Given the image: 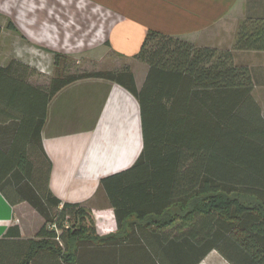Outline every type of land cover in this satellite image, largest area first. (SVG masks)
I'll return each instance as SVG.
<instances>
[{
	"label": "trees",
	"instance_id": "1",
	"mask_svg": "<svg viewBox=\"0 0 264 264\" xmlns=\"http://www.w3.org/2000/svg\"><path fill=\"white\" fill-rule=\"evenodd\" d=\"M237 50L264 51V17L245 19L227 50L149 31L134 56L149 65L141 88L130 67L58 77L44 89L28 82L29 68L20 60L0 65V123L19 120L10 146H0V191L13 204L29 202L44 220L24 254L7 264L130 262L135 251L124 241L144 236L134 229L97 235L90 212L99 207L102 191L119 230L131 215L153 229H186L172 238L157 236L168 243L162 253L169 264H199L207 247L217 248L231 264H264V113L253 95L251 69L234 62ZM60 57L56 54V62ZM89 77L119 83L138 99L144 148L131 168L103 179L94 198L70 204L48 186L49 160L45 184L31 186L29 150L45 156L41 130L47 105L62 88ZM71 216L79 227L65 228ZM180 238L187 249L175 246ZM138 254L146 259L148 252ZM161 256L151 251V264H166Z\"/></svg>",
	"mask_w": 264,
	"mask_h": 264
},
{
	"label": "crops",
	"instance_id": "2",
	"mask_svg": "<svg viewBox=\"0 0 264 264\" xmlns=\"http://www.w3.org/2000/svg\"><path fill=\"white\" fill-rule=\"evenodd\" d=\"M14 1L8 8L16 12L13 26L0 23L1 66L8 64L16 43L23 44L28 40L55 51L60 49L61 42L69 44L70 37H63L59 30L62 27L58 24L63 21L58 20L54 13L47 14V4H20L19 0ZM93 1L97 2L94 3L98 4L96 7L111 13H107L111 27L106 36L100 37V43L95 45L93 52L106 44L110 49L133 58L151 30L196 41L195 37L200 35L201 30L208 29L209 24L224 14L235 0ZM36 10H44L43 15L46 14L51 20L37 21L32 15ZM132 71L138 88H141L148 69L138 67ZM255 99L264 113V95ZM10 122H15L16 131L18 119L0 125ZM41 138L44 158L50 162L48 186L51 192L62 202H86L98 193L103 179L131 168L142 154L144 134L139 101L133 93L114 81L98 77L80 79L62 88L47 105ZM98 199L99 207L90 212L97 233L129 234L134 229L136 235L144 236L130 244L124 241L130 250L135 251L134 256L129 257L130 262L125 264H151V251L162 254V260L169 264L162 253L168 243L157 236L168 234L172 238L186 229H153L144 222H136V215H131L125 227L119 230L115 210L107 205L106 193L102 191ZM25 211L35 219L29 222L30 225L27 224ZM43 222L41 214L29 202L13 204L0 191V264L18 260L26 251L28 240L36 238ZM132 222L136 225L131 228ZM175 246L181 250L187 249L181 238L176 240ZM198 246L203 249V246ZM207 248L209 251L201 257L199 264H231L217 248ZM142 251L148 252L146 259L138 254Z\"/></svg>",
	"mask_w": 264,
	"mask_h": 264
},
{
	"label": "rangeland",
	"instance_id": "3",
	"mask_svg": "<svg viewBox=\"0 0 264 264\" xmlns=\"http://www.w3.org/2000/svg\"><path fill=\"white\" fill-rule=\"evenodd\" d=\"M14 2V0H0V23L6 25L16 20V12L8 9L9 4ZM19 3L47 4L49 9L46 10L47 14L52 15L54 13L58 20L63 21L62 24H58L62 27L59 30L62 31L63 37H70L69 44L61 42L60 49L57 51L28 40L24 41L23 44H14L8 63L13 60L14 57L12 56L23 62L29 68L27 80L32 85L47 89L51 81L58 77L98 71H119L124 67H130L131 70L138 67L149 69V65L143 60L126 56L113 48L110 49L106 44L93 52L92 49L95 45L100 43V37L106 36L111 27V20L107 15L110 13L109 10L96 7L98 4L95 5L94 3L97 2L93 0H19ZM61 4H64L63 8H61ZM231 4L224 14L209 24L208 29L201 30L200 35L195 37L196 41L189 42L198 47H212L218 50L233 49L240 24L248 17H264V0H235ZM43 13H45L44 10H36L31 14L37 21L51 20ZM156 43L157 40L152 44L150 43L149 47L151 48V45L154 46ZM56 54L61 55L57 62ZM234 62L251 69L256 87L253 95L255 98L263 96L264 51H234ZM142 73H144L143 69ZM15 128V122H10L4 126L0 125V146L2 148L5 149L10 146ZM29 155L35 171L31 186L41 189L45 184L47 161L38 149H30ZM28 211L31 212L30 209ZM28 211H25L27 212L25 215L26 220H28L27 224L31 220L32 222L35 220ZM179 224L180 222L173 226L178 227ZM63 225L80 226L78 218L75 216L67 217ZM97 235L101 238L110 234L101 235L97 233Z\"/></svg>",
	"mask_w": 264,
	"mask_h": 264
},
{
	"label": "built area",
	"instance_id": "4",
	"mask_svg": "<svg viewBox=\"0 0 264 264\" xmlns=\"http://www.w3.org/2000/svg\"><path fill=\"white\" fill-rule=\"evenodd\" d=\"M68 227H69L68 225L65 226V228H68ZM57 239L59 240V237Z\"/></svg>",
	"mask_w": 264,
	"mask_h": 264
}]
</instances>
